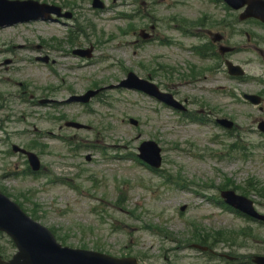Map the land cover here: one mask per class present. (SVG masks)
<instances>
[{
	"label": "rangeland",
	"instance_id": "obj_1",
	"mask_svg": "<svg viewBox=\"0 0 264 264\" xmlns=\"http://www.w3.org/2000/svg\"><path fill=\"white\" fill-rule=\"evenodd\" d=\"M40 1L68 4L75 18L0 32V62L5 57L15 62L11 72L0 74V190L18 199L28 215L34 212L39 223L54 229L72 248L132 256L142 264H205L198 251L187 248L195 243H188L190 233H196L189 227L193 222L208 232L234 230L236 256L264 254L263 226L209 201L217 194L216 186L232 183L264 214V152L258 147L263 139L252 123L264 118V112L244 103L239 92H234L235 98L213 95L215 104H208L211 115L196 113L201 109L193 104L189 111L203 122L125 89L105 90L88 105L67 102L93 84L116 85L129 71L162 88L172 83L184 95L198 98L199 84L188 78L190 66L199 67L198 60L174 42H143L138 32H149L155 18L160 21L157 39H178L181 49L192 46L197 40L178 35L166 21L173 16L191 20L202 0H142L140 8L132 6L134 0H102L108 7L104 11L93 10L92 0ZM123 13L139 17L128 19ZM68 36L74 45L67 42ZM237 40L245 44L244 38ZM90 47V60L72 54L75 48ZM246 48L236 59L248 74L259 75V56L249 45ZM36 57H48L49 62H36ZM238 88L246 93L261 86ZM220 114L237 124L232 139L213 125V116ZM67 121L88 129L68 128ZM147 140L162 148L158 175L136 157L137 147ZM233 142L237 145L228 150ZM12 145L32 149L40 157L39 175L27 171L25 157L13 153ZM168 173L194 185L170 184ZM247 180L252 182L248 185ZM204 185L208 189L200 188ZM183 205L188 209L180 212ZM7 241L0 236V247H9ZM13 252L9 249L7 254Z\"/></svg>",
	"mask_w": 264,
	"mask_h": 264
},
{
	"label": "water",
	"instance_id": "obj_2",
	"mask_svg": "<svg viewBox=\"0 0 264 264\" xmlns=\"http://www.w3.org/2000/svg\"><path fill=\"white\" fill-rule=\"evenodd\" d=\"M234 8L243 6V0H225ZM40 7L34 2L0 1V14L7 17L9 22L24 21L36 18ZM123 85L146 89L148 85L130 75ZM149 91V90H148ZM152 93V92H150ZM89 97V95L85 96ZM85 98L84 100H86ZM253 103H258L253 100ZM264 131V123L260 127ZM24 152V151H22ZM140 157L154 167L160 165L159 150L153 143H144L140 148ZM29 162L34 170H38V159L27 153ZM228 203L234 206L242 205L247 212L253 214L251 203L244 198L236 197L232 192L226 193ZM0 231L11 237L18 252L9 263L0 264H136L134 259H115L104 254L79 249L61 247L56 243L53 235L44 227L28 218L17 205L11 203L0 194ZM257 264H264V258H256Z\"/></svg>",
	"mask_w": 264,
	"mask_h": 264
},
{
	"label": "flooded vegetation",
	"instance_id": "obj_3",
	"mask_svg": "<svg viewBox=\"0 0 264 264\" xmlns=\"http://www.w3.org/2000/svg\"><path fill=\"white\" fill-rule=\"evenodd\" d=\"M221 11L223 12V15H220V17H222V19L215 22V25L219 29L218 33L221 37V40H222L221 42L223 44H229L231 42V39H232V33H233L232 29L236 27L237 13L234 11H231L226 6H223L221 8ZM244 24L247 25V27L249 26L251 29L250 34L247 33L248 41L249 42L255 41L257 43L260 42L261 45L264 46V26L261 25V23H259L257 20H254V19H249L246 22H244ZM257 25L260 26L259 32L261 33V35H257L254 33V30H256L255 26H257ZM210 33L211 32H207L209 38H210ZM208 44L212 45V54L216 55V51H215L216 50V43H212L209 40ZM261 55L264 58V49H262ZM174 96L178 99L177 93H175ZM184 101L188 102L187 99H184Z\"/></svg>",
	"mask_w": 264,
	"mask_h": 264
}]
</instances>
